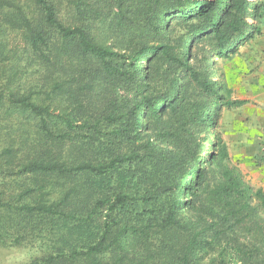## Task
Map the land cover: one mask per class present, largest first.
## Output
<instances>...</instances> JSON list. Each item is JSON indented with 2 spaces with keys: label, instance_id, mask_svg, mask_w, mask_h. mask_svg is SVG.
<instances>
[{
  "label": "trees",
  "instance_id": "obj_1",
  "mask_svg": "<svg viewBox=\"0 0 264 264\" xmlns=\"http://www.w3.org/2000/svg\"><path fill=\"white\" fill-rule=\"evenodd\" d=\"M32 1L37 15L30 18L19 9L17 18L41 65L55 67L62 54L70 55L75 49L81 57L102 63L110 77L131 83V95L122 100L124 113L115 119L118 126L106 135L114 138L113 143L98 137L95 125L79 123L69 112L56 113L30 94L0 92V109L12 106L45 137L64 139L68 130L87 129L91 133H84L87 142L98 143L110 156L109 161L87 160L70 166L59 159L36 157L28 159L19 174L87 173L107 178L111 185L86 211L67 212L43 199L34 205L0 200V210L11 214L0 215V228H8L9 223L19 227V214L56 220L60 246L57 253L40 260L44 264L58 258L105 264L104 257L115 250L124 254V241L131 234H144L150 227L186 234L187 252L195 246H222L225 254L221 253L220 264H264V187L254 188L228 165L221 167L214 181L207 164L218 157L227 159L228 147L223 143L218 155L210 150L203 158L201 136L217 123L221 109L232 110L247 102L232 97L230 88L221 93L218 80L210 74V63L215 57L228 58L240 42L260 32L251 21L260 10L257 0H167L169 7L162 4L165 0H141L144 6L132 7L125 6L127 0H108L113 8L108 31L114 37L119 30L132 32L136 43L131 51L93 37L97 0ZM64 3L72 5L68 15L72 23L59 15ZM146 7V19L140 24L135 10ZM158 7V17L149 15ZM52 89L61 91V82L54 81ZM44 94L50 98L49 92ZM150 127L154 137L145 139ZM121 144L124 154L116 153ZM187 208L197 214L182 221L179 214ZM123 260L124 255L119 261Z\"/></svg>",
  "mask_w": 264,
  "mask_h": 264
},
{
  "label": "rangeland",
  "instance_id": "obj_2",
  "mask_svg": "<svg viewBox=\"0 0 264 264\" xmlns=\"http://www.w3.org/2000/svg\"><path fill=\"white\" fill-rule=\"evenodd\" d=\"M107 1L94 2L93 10L96 18L93 22L92 35L99 43H115L121 51L124 50L125 45L127 50L131 51L136 43L132 32L119 30L118 36L114 37L108 31L109 26L106 24L113 15V8L112 3ZM140 1L127 0L125 6H144ZM257 2L260 4V10L251 21L256 29H260L261 18L264 15V0ZM162 4L169 7L167 0ZM71 7L72 5L66 3L59 6L60 17L68 23L73 22L72 18L68 19V15H71ZM19 9L30 18L37 15V8L32 0H0V92L30 94L33 100L48 104L56 113L69 112L78 119L79 123L95 125L100 131L98 137L114 140L112 136L106 135L118 126L115 119L124 113L122 100L130 93L131 83L110 77L102 63L81 57L75 53V49H72L70 55L62 54L55 67L41 65L29 49L24 31L19 28L20 21L17 18ZM146 10L147 7L135 10L134 16L140 24L146 19ZM160 13L158 7L149 15L158 17ZM170 21L171 19L168 23ZM174 27L175 21L172 22L171 29ZM257 35L258 33H254L252 37L240 42L228 58L212 59L210 74L218 80V87L222 88L221 93L226 94V88H230L233 91L232 97H236L239 81L243 87L246 84V90L242 92H248V75L252 71H249L250 67L247 66L241 75H237L241 69L238 64L244 62V59L248 60L250 50L260 39ZM133 39L134 41H131ZM144 61V58L140 60V67L144 65ZM56 80L60 81L63 87L59 92H54L52 89ZM193 90L192 87L188 89L192 94ZM45 91L49 92L50 98L44 94ZM244 100L247 103L240 109H221L215 121L217 123L201 133L204 138L203 158L208 156L210 150L218 155L222 144L227 145L230 141L229 135L233 129L231 125L235 122L232 114L240 110L246 116L249 115L250 105L255 104V101L249 98L248 94L245 95ZM11 107L6 104L0 109V200L2 202L16 205L26 202L34 205L43 199L48 203L59 204L60 209L67 212L74 209L86 211L109 190L111 185L107 182V178L87 173L19 174V168L28 159L36 157L59 159L70 166L87 160L109 161L110 156L98 148V143L87 142L84 133L91 134L87 129L81 133L78 130H68V135L64 139L45 137L31 119L13 111ZM144 137L145 139L154 137L151 127L146 130ZM112 142L116 143V141ZM227 147L229 152L227 159L218 157L214 162L207 164L212 179L215 181L217 179L215 176L218 175L221 167L228 165L234 167L248 184L258 188L250 183V174L246 172V168L240 166L230 154V145ZM116 153L124 154V144L116 146ZM144 185L147 187L149 183ZM1 214L11 216L2 209ZM196 214L187 208L179 214V217L182 221H187ZM18 216L19 227L15 228V225L9 223L8 228H0V264H44L40 260L57 253V248L60 246L55 238L56 232L59 231L57 221L34 215L19 214ZM148 232L149 235L146 237L145 234ZM187 244V235L178 229L161 231L160 228H145L144 234H131L124 241V254L120 250H115L113 254L104 257V262L105 264H220L221 253L225 254L222 246H195L187 252ZM65 252H68L67 249ZM123 255L124 260L120 262ZM227 260L228 258L225 257V263ZM53 264L94 263L85 259L68 261L58 258Z\"/></svg>",
  "mask_w": 264,
  "mask_h": 264
},
{
  "label": "crops",
  "instance_id": "obj_3",
  "mask_svg": "<svg viewBox=\"0 0 264 264\" xmlns=\"http://www.w3.org/2000/svg\"><path fill=\"white\" fill-rule=\"evenodd\" d=\"M262 17L260 32L257 35L260 38L258 44L250 50L248 60L244 59V62L238 64L241 69L237 75H241L247 66L250 67L249 71H252L248 75V92H242L246 90V84L243 87L239 81L237 85L239 88L234 97L244 100L245 95L248 94L255 104L250 105L248 116L240 110L232 114L235 122L231 125L233 129L229 135L230 141L227 143L230 145V154L240 166L246 168V172L250 174V183L257 187H264V161H260L258 156L259 147L264 143V15ZM245 104L235 109H240ZM226 116L228 117V114Z\"/></svg>",
  "mask_w": 264,
  "mask_h": 264
},
{
  "label": "built area",
  "instance_id": "obj_4",
  "mask_svg": "<svg viewBox=\"0 0 264 264\" xmlns=\"http://www.w3.org/2000/svg\"><path fill=\"white\" fill-rule=\"evenodd\" d=\"M258 156L260 161H264V143H262L259 147Z\"/></svg>",
  "mask_w": 264,
  "mask_h": 264
}]
</instances>
